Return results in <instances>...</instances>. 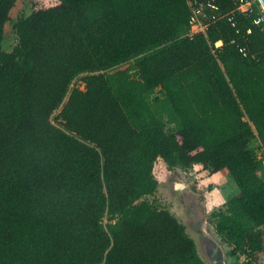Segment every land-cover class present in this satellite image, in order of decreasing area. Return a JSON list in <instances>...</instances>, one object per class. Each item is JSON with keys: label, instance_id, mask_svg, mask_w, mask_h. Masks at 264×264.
I'll list each match as a JSON object with an SVG mask.
<instances>
[{"label": "trees", "instance_id": "trees-1", "mask_svg": "<svg viewBox=\"0 0 264 264\" xmlns=\"http://www.w3.org/2000/svg\"><path fill=\"white\" fill-rule=\"evenodd\" d=\"M202 1L223 17L190 36L188 0H33L8 50L17 0H0V264H206L148 199L158 160L230 174L210 221L232 254H264L262 7Z\"/></svg>", "mask_w": 264, "mask_h": 264}, {"label": "rangeland", "instance_id": "rangeland-1", "mask_svg": "<svg viewBox=\"0 0 264 264\" xmlns=\"http://www.w3.org/2000/svg\"><path fill=\"white\" fill-rule=\"evenodd\" d=\"M32 1L17 0L15 6L12 8L11 20L5 26L4 47L6 49L9 50L15 43L12 35V27L15 20L18 16L30 12ZM133 64L134 61L132 60L121 65L119 68H130ZM134 71L132 70L133 74H135ZM85 75L86 73H82L75 77L70 90L75 87L84 89ZM69 94L65 98V101L68 99ZM155 95H161L160 89L157 90ZM60 110L61 108L56 110L52 116V120L56 124L58 123L56 117ZM251 145L255 148L258 157L263 161L260 175L264 179V150L258 139H254ZM154 175L159 182V186L157 192L154 195L148 196V199L169 208L187 226V230L195 238L200 255L204 258L206 264H214V261L211 259L204 237H208V239L214 241L217 246L222 248V258H224L225 264H264V255L262 254L251 262H247L241 254H232L230 248L222 241L213 223L210 221L212 213L216 210L224 209L227 201L239 191L230 174L226 171L213 173L210 169L200 167L192 169L191 173H185L178 169L172 171L161 160H158ZM174 181L185 183L186 186H180L182 189L174 191L172 189Z\"/></svg>", "mask_w": 264, "mask_h": 264}, {"label": "built area", "instance_id": "built-area-1", "mask_svg": "<svg viewBox=\"0 0 264 264\" xmlns=\"http://www.w3.org/2000/svg\"><path fill=\"white\" fill-rule=\"evenodd\" d=\"M238 2V9L243 13H251L253 11L254 0H236ZM188 4L191 10L190 15V29L188 35L194 36L199 33H206L209 25L212 22L222 18V15H218L216 11L218 6L213 1L202 0H188ZM262 7V6H261ZM232 20V18H229ZM255 24L264 23V8L262 7V13L254 19ZM251 31V30H249ZM223 44L222 41H218L216 46L219 47ZM241 51L245 52V48H241ZM264 150V149H263Z\"/></svg>", "mask_w": 264, "mask_h": 264}, {"label": "water", "instance_id": "water-1", "mask_svg": "<svg viewBox=\"0 0 264 264\" xmlns=\"http://www.w3.org/2000/svg\"><path fill=\"white\" fill-rule=\"evenodd\" d=\"M259 1H260L261 6L264 8V0H259ZM180 183L182 184L181 186H183V185L185 186V183H182V182H180ZM211 246L213 248V253H214L213 256H217V255L221 256V258H219V261L217 263L218 264H225V260H224V258H222L223 257L222 248L217 246L214 241H212Z\"/></svg>", "mask_w": 264, "mask_h": 264}, {"label": "flooded vegetation", "instance_id": "flooded-vegetation-1", "mask_svg": "<svg viewBox=\"0 0 264 264\" xmlns=\"http://www.w3.org/2000/svg\"><path fill=\"white\" fill-rule=\"evenodd\" d=\"M176 186H177V183H176ZM205 238V243H206V246L207 248L209 249V252H210V255H211V259L214 261V264H218L217 262L219 261V258H221L220 255H217V256H213V248L211 246V243L212 241L210 239H208V237H204ZM208 241V242H207Z\"/></svg>", "mask_w": 264, "mask_h": 264}, {"label": "crops", "instance_id": "crops-1", "mask_svg": "<svg viewBox=\"0 0 264 264\" xmlns=\"http://www.w3.org/2000/svg\"><path fill=\"white\" fill-rule=\"evenodd\" d=\"M220 172H223V171H218V172H215V173H220ZM222 174H223V173H222ZM176 183H177V186H178V187L176 186ZM187 185H188V184H187ZM180 186H181V183H180L179 181H174V185H173V188H172V189H173L174 191H175L176 189L180 190V189H182ZM185 186H186V185H185ZM185 186H184V187H185ZM178 190H177V191H178ZM262 255H264V254H262Z\"/></svg>", "mask_w": 264, "mask_h": 264}, {"label": "bare ground", "instance_id": "bare-ground-1", "mask_svg": "<svg viewBox=\"0 0 264 264\" xmlns=\"http://www.w3.org/2000/svg\"><path fill=\"white\" fill-rule=\"evenodd\" d=\"M182 185V184H181Z\"/></svg>", "mask_w": 264, "mask_h": 264}]
</instances>
